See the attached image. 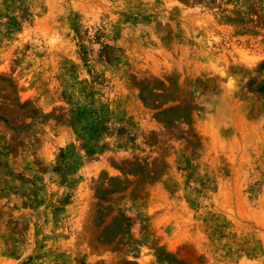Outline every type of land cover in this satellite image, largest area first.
Here are the masks:
<instances>
[{
  "label": "rangeland",
  "instance_id": "374dc122",
  "mask_svg": "<svg viewBox=\"0 0 264 264\" xmlns=\"http://www.w3.org/2000/svg\"><path fill=\"white\" fill-rule=\"evenodd\" d=\"M0 264H264V0H0Z\"/></svg>",
  "mask_w": 264,
  "mask_h": 264
}]
</instances>
